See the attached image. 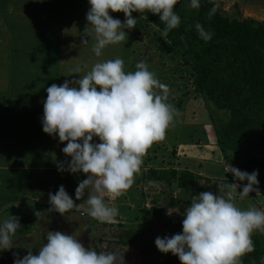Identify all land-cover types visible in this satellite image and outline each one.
Listing matches in <instances>:
<instances>
[{
  "label": "rangeland",
  "instance_id": "1",
  "mask_svg": "<svg viewBox=\"0 0 264 264\" xmlns=\"http://www.w3.org/2000/svg\"><path fill=\"white\" fill-rule=\"evenodd\" d=\"M214 2L216 9L228 19L251 18L264 22V15H257L255 7L245 0ZM256 5H264V0H258ZM90 7L88 0H0V223L10 216L34 220L29 234L15 235L13 247L0 251V264L14 263V254L20 258L29 251L38 254L39 248L46 243L48 231L74 235L86 248L97 252L123 254L124 264H161L170 259L172 253L160 252L155 239L182 233L184 212L174 205L186 204L190 195L175 184L167 186L164 182L144 180L143 172L151 166L189 170L200 175L203 179L194 185L195 196L199 195L198 189L225 195L226 190H220V185L228 180L238 183L241 187L235 195L236 206L241 210L264 211V182L259 181L254 186L259 193L253 191L241 198L239 192L244 181L224 174L222 165L230 163L223 159L215 145L210 118L218 120L217 127H220L228 123L229 115L194 90V66L186 63L190 58L174 56V47L169 41L170 49L165 48L162 45L164 37L150 22L146 30L137 26L124 29L128 35L126 40L106 46L97 57L93 51L94 33L88 37L87 44H81ZM110 15L121 22L125 20L122 12H110ZM89 29L91 31V26ZM116 58L124 61L126 72L135 71L138 62H145L159 81L169 86L168 102L179 114L167 130L166 138L148 150L133 185L114 201L104 198L106 204L118 209V215L111 222L93 219L87 213L88 196L76 200L70 192L67 193L77 206L64 215L49 211L52 206L48 195L37 182L44 180L49 170L58 174L59 165L67 169L71 157L62 151L66 142L61 143L58 135L50 136L43 131L46 89L52 84L62 85L66 80H78L95 63ZM77 66L82 71L73 74ZM93 142L100 141L94 137ZM204 148L208 158L193 160ZM146 157H149L147 163ZM238 161L242 166V158ZM239 163L231 165L244 171L237 165ZM72 174L78 179L87 178L82 172ZM204 177L209 178L208 181ZM26 182L31 187L25 185ZM153 207L160 211L158 217L146 222L131 221L136 214H142L143 208L151 210ZM36 212H40L38 217ZM130 229L137 237L133 245H125L121 240L127 239L125 232ZM175 258L177 264H181L178 256Z\"/></svg>",
  "mask_w": 264,
  "mask_h": 264
},
{
  "label": "clouds",
  "instance_id": "2",
  "mask_svg": "<svg viewBox=\"0 0 264 264\" xmlns=\"http://www.w3.org/2000/svg\"><path fill=\"white\" fill-rule=\"evenodd\" d=\"M88 2L91 7L86 14L88 24L81 44H87L94 33L93 51L97 57L106 46L126 40L124 29L131 30L137 23L133 12L159 15L166 24L162 36H167L181 22L174 11L178 0ZM189 6L198 9L200 2L191 0ZM110 12H122L124 22L114 19ZM215 12L216 7L209 12V18ZM195 28L205 42L212 39V33L200 23ZM135 69L126 72L120 58L97 62L78 80L49 86L43 102V131L50 136L58 135L61 143L66 142L62 151L71 157L67 170L82 172L87 177L75 190L76 200H81L88 190L87 213L101 222H111L118 215V209L106 204L104 198L114 201L133 185L148 150L166 138L179 114L168 102L169 86L161 83L145 62H138ZM81 71L77 66L73 74ZM94 137L100 142L94 143ZM64 170L63 165L58 166V171ZM225 173H232L237 181L248 182L239 192L241 198L253 191L259 193L258 187H254L259 184L258 170L249 174L229 164ZM219 187L226 190L225 195L205 191L193 196L184 212L182 233L155 239L160 252H171L181 264H242L241 258L255 250L251 237L257 230L264 233V211L241 210L236 206L235 195L241 187L238 183ZM49 203L52 206L49 211L61 215L77 206L62 185L55 194L49 193ZM35 215L38 217L40 212ZM20 227L15 216L0 223V251L13 247V237ZM14 256V264H124L123 254L86 248L74 235L61 231H48L38 254L29 251L23 258Z\"/></svg>",
  "mask_w": 264,
  "mask_h": 264
},
{
  "label": "trees",
  "instance_id": "3",
  "mask_svg": "<svg viewBox=\"0 0 264 264\" xmlns=\"http://www.w3.org/2000/svg\"><path fill=\"white\" fill-rule=\"evenodd\" d=\"M190 2L191 0H178L174 11L181 18L180 25L163 36L162 45L170 49L171 43L174 56L181 55L186 60L190 58L186 63L194 66V90L212 100L217 109L227 111L229 121L224 126L217 127L218 120L210 118L215 145L223 159L235 165L242 158V166L240 163L237 165L249 174L258 170L257 179L264 182V22L251 18L228 19L217 9L209 18V12L215 7L214 0H199L198 9L191 8ZM132 15L138 17L136 26L143 30L148 28L147 22L156 26L161 34L166 27L157 14L144 11L133 12ZM196 23L212 33L211 40L205 42L200 38L195 28ZM175 151L176 147L171 152L173 156ZM148 160L149 157H146V163ZM53 173L49 170L44 180L39 179L37 182L42 185L48 199L49 193L55 194L61 185L76 199L75 190L84 178L78 179L76 174L67 169L58 174ZM143 173L146 181L164 182L167 186L175 184L185 194L188 193L190 200L186 204L174 205L182 212L190 206L196 195L194 185L197 180L203 179L189 170L166 169L161 166H151ZM208 179L204 177L205 181ZM228 183L231 181L228 180L226 184ZM244 183L246 185L248 182L245 180ZM24 184L31 187L29 182ZM198 191L199 194L205 192L203 189ZM86 194L87 190L82 199L87 197ZM140 212L142 214H136L131 221L140 219L146 222L160 214L156 207L151 210L143 208ZM33 221L31 217L19 220L21 227L15 235L29 234ZM125 235L127 239H122L121 242L133 245L137 234L130 229ZM251 238L255 250L241 258L242 264H264V235L253 232ZM171 255L170 259L161 264H177L175 255Z\"/></svg>",
  "mask_w": 264,
  "mask_h": 264
},
{
  "label": "crops",
  "instance_id": "4",
  "mask_svg": "<svg viewBox=\"0 0 264 264\" xmlns=\"http://www.w3.org/2000/svg\"><path fill=\"white\" fill-rule=\"evenodd\" d=\"M245 1H246L248 4H252L253 7H255V9L257 10V15H259V16H261V17L264 15V5H256L257 2H258V0H245ZM204 150H205V148L198 152V154H197V158L194 157V158H192V159H193V160H197V161H202L203 158H204V159H207V158H208V156H207L208 154H207V152L204 151ZM205 156H207V158H206ZM188 159H190V158H188ZM198 164H201V163H198ZM86 196H88V195L86 194Z\"/></svg>",
  "mask_w": 264,
  "mask_h": 264
},
{
  "label": "built area",
  "instance_id": "5",
  "mask_svg": "<svg viewBox=\"0 0 264 264\" xmlns=\"http://www.w3.org/2000/svg\"><path fill=\"white\" fill-rule=\"evenodd\" d=\"M229 165V164H223L222 167H223V171H224V174L225 175H229V176H232V173H225V167Z\"/></svg>",
  "mask_w": 264,
  "mask_h": 264
}]
</instances>
